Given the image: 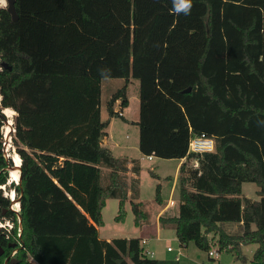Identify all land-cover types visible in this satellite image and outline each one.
<instances>
[{
	"label": "trees",
	"instance_id": "16d2710c",
	"mask_svg": "<svg viewBox=\"0 0 264 264\" xmlns=\"http://www.w3.org/2000/svg\"><path fill=\"white\" fill-rule=\"evenodd\" d=\"M185 3L15 0L16 21L0 8V66L10 68L0 69V218L11 223L0 246L20 248L16 264H177L148 258L138 238L98 235L108 200L118 201L116 223L127 203L135 227L147 214L128 177L139 162L99 141L122 118L130 80L139 83L140 154L196 163L179 168L178 216L160 222L175 225L180 247L209 253L213 243L245 263L242 248L256 245L252 261L264 262V0H191L187 13ZM116 79L124 86L102 120L101 82ZM2 109L15 113L17 185H8ZM201 134L214 152L187 154ZM243 184L256 185L258 201L242 195ZM2 187L19 200L18 214Z\"/></svg>",
	"mask_w": 264,
	"mask_h": 264
},
{
	"label": "rangeland",
	"instance_id": "374dc122",
	"mask_svg": "<svg viewBox=\"0 0 264 264\" xmlns=\"http://www.w3.org/2000/svg\"><path fill=\"white\" fill-rule=\"evenodd\" d=\"M5 3V0H4ZM6 3L4 6H0V8H5ZM133 84L129 87L128 90V99H129V105L123 109V115L124 119L116 118L114 119V126L112 128L113 135L115 138L124 141L125 136H128L129 143L132 142V139H136V142L139 141V132L135 128H131L126 126V122L124 120H127L130 122L133 117L136 120L139 118V83L136 80L132 81ZM124 86V81L122 80H104L102 83V94L100 97V107H101V116L102 120L107 119V113H106V103L112 93L117 91L118 89H121ZM138 99V100H137ZM117 104V103H116ZM119 107L117 105L118 110ZM15 117V115H14ZM14 117L11 119L13 121ZM131 124V123H130ZM3 141H4V128H3ZM10 133V131H9ZM9 140L8 146L9 150L6 153V155H12L15 153V149L12 147V138L14 136V132L9 134ZM102 144V141H101ZM16 154V153H15ZM162 161V162H160ZM155 164H159L158 168L155 170V172L160 177H165L168 175L173 176V171L176 165V162L174 160H157L154 161ZM190 165H194V163L191 161ZM193 167V166H192ZM146 168L141 171L140 175V182H141V197L143 200V203L151 202L153 201V198L155 196V188L156 183H161L163 186V182L161 179L155 181L154 178H151L146 173ZM148 171V170H147ZM10 179V178H9ZM154 179V180H153ZM10 181V180H9ZM164 181V180H163ZM10 183L15 184L14 182H8V185ZM140 187V186H139ZM258 188L254 184H243L242 185V195L250 200L258 201L259 198L256 195ZM6 190H3V196L6 197L9 201L10 194L13 192H10ZM14 196V194H13ZM10 197V198H9ZM126 218L123 223H116L114 222V218L117 216L118 213V201L117 200H109L106 204L105 209L102 211V219H103V227L100 229V238H139L140 236L143 239H148L147 244L143 245L146 251H150L153 253V255L149 258L154 260H161V261H175V258H178L177 264H264L263 263H255L252 261V254L254 250L256 249V245H248L242 248V254L245 256L246 262L243 263L241 261L236 260L232 255L226 253V252H220L219 258L213 260L208 256V253L202 252L199 249L195 247L193 243H189L186 247H180L177 239L175 237V233L172 230V228L163 230L165 233L162 232L161 237L157 240L155 235L152 234V230L148 232L146 235V232L140 233V228H136L133 225V213L131 212L130 206L126 207ZM12 210L17 211L18 205L12 204ZM153 213L150 214V217L153 218ZM146 219V218H145ZM144 219V220H145ZM141 222V221H140ZM1 226L5 227L6 229H9V226L11 228V223L7 221H1ZM237 229V226H231L230 232L235 231ZM167 248H170L171 251L167 252ZM211 251H217V247L212 243V246L210 248ZM209 259H211L209 261Z\"/></svg>",
	"mask_w": 264,
	"mask_h": 264
},
{
	"label": "crops",
	"instance_id": "0c3cea01",
	"mask_svg": "<svg viewBox=\"0 0 264 264\" xmlns=\"http://www.w3.org/2000/svg\"><path fill=\"white\" fill-rule=\"evenodd\" d=\"M116 80H120V79H116ZM103 81L101 82V94H102V83H103ZM132 81L133 80L129 81L127 88H126V98L128 101V105H129V99H128L127 95H128L129 87L133 84ZM111 95H110V97H111ZM110 97H109V99H110ZM114 107H115V109H117V104H115ZM100 111H101V107H100ZM101 118H102V116H101ZM114 119H116V118H112L109 120L108 126L105 129L106 136L101 140L102 146L109 149L111 151V153L113 154V156L116 158H126L129 160H136L139 162V166H140L139 174L134 175V174L128 173L129 178H135L138 180L139 199L137 202L143 203V200H141L142 197H141V191H140V188H141L140 175H141V171L144 170V168H146L148 170V171L146 170V173L150 177H151V173H153L157 177V179H155V181L161 179L163 184H164V186H163L161 183H156V185H159V187H160V198H161L160 204H156L154 202V198H153V201L146 203V207H145L146 212H147L146 219L142 220L138 226L140 228V233L146 232V235H148L147 233L152 230L151 231L152 234L155 235V237H158V239L161 237L162 232L165 233L163 231L165 229L172 228V230L175 233V225L169 224V223H161L160 219L169 220V219H172V218L178 216V198H177L178 197V187H177V182H178V176H179V168L184 163L186 165H190V163H191L190 160H186V159L174 160V162H176V165H175V168L173 171V176H171V175H168L165 177L158 176V174L155 172V170L158 168L159 164L157 165L154 163V161H157L158 159L152 157L151 161H147L145 159V157L143 155H141L140 152L138 151V143L136 142L135 138H134V140L132 139V142H130V143H129L127 135L125 136L124 141H121V140L115 138V136L113 135V132H112V128H113L114 122H115ZM121 119H124L123 110H122V118ZM124 121L126 122L125 123L126 126L131 127V128H135L138 131V128L134 125V123H136L138 121V119L136 120V118L134 119V117H133V119L130 122H128L127 120H124ZM160 162H162V161H160ZM130 167H131V164L129 163L128 168L130 169ZM170 201L174 202V204H173L172 208H167V204ZM107 202H106V204H107ZM128 206H130L129 203L126 204L125 211L127 210L126 207H128ZM151 213H153V215H154L153 218L150 217ZM138 227H136V228H138ZM230 227L231 226H227L229 231H230ZM101 228H98V235H100V229ZM99 238H100V236H99ZM209 238H211V236H209ZM112 239H114V238H109V237L105 238V239L100 238V240H103L106 242H109ZM126 239H130V238H126ZM138 239H142V237L140 236ZM146 239H147V237H146Z\"/></svg>",
	"mask_w": 264,
	"mask_h": 264
},
{
	"label": "built area",
	"instance_id": "2783aa9c",
	"mask_svg": "<svg viewBox=\"0 0 264 264\" xmlns=\"http://www.w3.org/2000/svg\"><path fill=\"white\" fill-rule=\"evenodd\" d=\"M118 105V103H117ZM118 115L122 117V111L118 112ZM214 140L212 138H209L207 136H205L204 134H201L199 136H191L190 140H189V144H188V150H187V154L189 155H200V154H204V153H213L214 152ZM145 159L147 161H151L152 157H145ZM194 166L196 167V163L194 164ZM174 202L170 201L167 204V208H172ZM10 228V226H9ZM156 239L158 240V237H156ZM148 239H140V244L143 248V253L144 255H146L148 258L151 257L153 255L152 252L150 251H146L144 246L145 244H147ZM171 249L167 248V252H170ZM208 256L212 259H218L219 258V253L218 251H210L208 253ZM151 259V258H150ZM175 261H178V258H175Z\"/></svg>",
	"mask_w": 264,
	"mask_h": 264
},
{
	"label": "water",
	"instance_id": "95a60500",
	"mask_svg": "<svg viewBox=\"0 0 264 264\" xmlns=\"http://www.w3.org/2000/svg\"><path fill=\"white\" fill-rule=\"evenodd\" d=\"M5 3H6V10L10 14V16L12 18V21H16L17 20V15H16V12H15V6H14L15 5V0H5ZM0 69H10V68H8L5 64H1ZM189 91L190 90L188 89L185 92L188 93ZM1 112L6 117V115L4 114V109H2ZM6 119H7V117H6ZM8 124L9 123H8V119H7L5 121V126L9 127L10 133L15 132V130L13 129V121H11L10 125H8ZM9 136L10 135H8V138L4 137L3 147H4V156H5V158L6 159H11L12 164H13L12 167L8 168V172H9V176H10V171H13L15 169V167H14L15 165H14V162H13V157H11L10 155H6V153L9 150V146H8V142H10ZM101 140H102V138H99V141H101ZM18 172H19V174H18L19 178H18V182L17 183L15 182V185L20 184V174H21L20 167H18ZM1 189L4 190V188H1ZM18 202H19V200L12 201V199H11V205L12 204H15V205L17 204L18 205ZM18 212H19V205H18V210L17 211H13V213L18 214ZM18 222L20 224V218L19 217H18Z\"/></svg>",
	"mask_w": 264,
	"mask_h": 264
},
{
	"label": "flooded vegetation",
	"instance_id": "af4514ba",
	"mask_svg": "<svg viewBox=\"0 0 264 264\" xmlns=\"http://www.w3.org/2000/svg\"><path fill=\"white\" fill-rule=\"evenodd\" d=\"M10 200H11V198H10ZM15 200H16L15 196H13L12 197V201H15ZM8 211L13 212L11 201H10V204L8 205ZM6 212H7V210H3L2 214L5 215ZM3 218H4V216H2V218H0V223H1V221H5V220H3ZM0 229L1 230H5L6 228L0 226ZM10 229L11 228H9L7 230H10ZM4 235L5 234L3 232H0V242L2 241V236H4ZM19 250H20V248H18L16 246V244H14V243H9V244H7L4 247L0 246V264H16L18 262L16 260V257H17V255L19 253Z\"/></svg>",
	"mask_w": 264,
	"mask_h": 264
},
{
	"label": "bare ground",
	"instance_id": "6f19581e",
	"mask_svg": "<svg viewBox=\"0 0 264 264\" xmlns=\"http://www.w3.org/2000/svg\"><path fill=\"white\" fill-rule=\"evenodd\" d=\"M4 4L5 3H3L0 6H4ZM0 99H1V97H0ZM4 114L6 115V117L8 119V123H9L8 125H10L11 124V119L15 115V113L11 109H5L4 110ZM9 131H10L9 130V127L8 126H5L4 127V136L6 138H8ZM12 157H13V162H14V165H15L14 166L15 169L13 171H10V176H9L10 179L9 180H10V182H14V183L16 182L17 183L18 182V178H19V175H18L19 174L18 167H20L21 161H20L19 157L15 153L12 155ZM10 197H13V193L10 194Z\"/></svg>",
	"mask_w": 264,
	"mask_h": 264
},
{
	"label": "clouds",
	"instance_id": "9594fccd",
	"mask_svg": "<svg viewBox=\"0 0 264 264\" xmlns=\"http://www.w3.org/2000/svg\"><path fill=\"white\" fill-rule=\"evenodd\" d=\"M3 3H4V0H0V5H2ZM190 8H191V0H186V3H185L186 13L190 11Z\"/></svg>",
	"mask_w": 264,
	"mask_h": 264
}]
</instances>
